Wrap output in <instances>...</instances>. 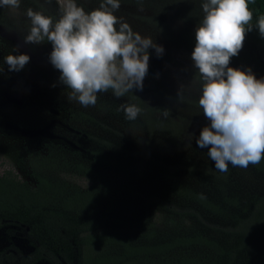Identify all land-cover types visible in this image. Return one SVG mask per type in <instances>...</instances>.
I'll return each instance as SVG.
<instances>
[{"label":"rangeland","instance_id":"374dc122","mask_svg":"<svg viewBox=\"0 0 264 264\" xmlns=\"http://www.w3.org/2000/svg\"><path fill=\"white\" fill-rule=\"evenodd\" d=\"M64 2L21 0L19 8L0 7V68L3 69L0 72V174L11 169L20 180L32 184L26 163L30 151L44 150L48 142H53L86 153L99 147L93 136H89L91 130L111 143L108 153L118 161L114 176L139 190L141 195L133 203L134 216H140L143 203H147L145 209L156 217L159 229L168 231L169 218L183 224L182 228L188 225L203 232L208 228V219L217 222L216 218H208V210L174 190L175 186L217 200L219 188H223L226 195H235L239 202L247 204L253 195L264 193V176L250 165L241 168L229 164L227 172H221L210 160L208 149L196 144L202 128L210 125L198 104L202 80L191 59L195 31L204 15V0H169L165 8L120 6L114 12L134 32L152 38L164 48L159 57L155 49L148 50L149 68L143 90L133 89L159 111L152 115L145 111L135 120L126 119L121 109V105L130 104L129 100L109 92L98 93L94 106L85 107L69 100L70 90L59 81L60 72L49 60L52 44L25 43L24 37L31 27L27 9L46 16L53 12L58 19ZM76 2L84 5L82 0ZM20 53L28 54L30 62L22 70L10 72L4 58ZM229 66L251 69L256 78L264 79V42L248 31L242 49L230 59ZM74 110L91 113L104 128L90 127L74 119L70 115ZM164 111L169 112L167 117ZM24 234L18 226L0 228V250L15 248L20 253L28 252L31 245ZM234 239V236L228 238L224 244L229 247ZM237 241L238 260L250 258L254 264H264V226L247 239L237 237ZM152 263L154 260L146 264Z\"/></svg>","mask_w":264,"mask_h":264},{"label":"trees","instance_id":"16d2710c","mask_svg":"<svg viewBox=\"0 0 264 264\" xmlns=\"http://www.w3.org/2000/svg\"><path fill=\"white\" fill-rule=\"evenodd\" d=\"M82 1L86 11L101 3ZM167 5L169 0H120V6L130 8ZM249 7L253 12L250 32L264 42L255 26L264 15V0H250ZM48 15L55 22L54 13ZM1 16L0 9V20ZM123 97L141 108L140 115L159 111L133 91ZM70 115L90 127L98 125L87 111L74 110ZM89 136L99 147L86 153L53 142L44 150L30 151L26 163L32 184L20 180L11 169L0 174V228H22L31 245L26 253H20L15 242L19 251L0 250V264H146L152 260V264H254L250 258L238 260L237 237L247 239L264 226V193L253 195L247 204L235 195H226L223 188H219L217 200L175 186L174 190L208 210V218L217 222L208 219L205 233L187 224L182 228L183 224L169 218L165 231L146 211L147 203H143L141 215L134 216L133 203L139 198V190L114 176L118 161L108 153L111 143L91 130ZM249 165L264 176V159ZM233 236L235 242L227 247L224 243Z\"/></svg>","mask_w":264,"mask_h":264},{"label":"clouds","instance_id":"9594fccd","mask_svg":"<svg viewBox=\"0 0 264 264\" xmlns=\"http://www.w3.org/2000/svg\"><path fill=\"white\" fill-rule=\"evenodd\" d=\"M21 0H0V7L16 9ZM250 0H204L203 18L195 31L191 54L202 80L198 104L210 125L202 128L197 147L207 148L216 169L227 172L228 165L247 168L264 159V79L251 71L229 66L239 54L246 33L253 28ZM58 19L28 8L31 27L25 43L50 42L49 60L60 72L59 81L69 89V100L88 107L97 94L112 91L115 97L133 89L143 90L149 68V49L157 56L164 48L150 37L134 32L129 23L114 12L120 0H101L99 7L85 11L76 0L60 5ZM264 37V15L255 25ZM8 70L20 71L29 62L26 53L4 58ZM3 69L0 68V72ZM128 120H135L141 108L121 105ZM163 115L167 117L168 111ZM17 245V244H16ZM18 246V245H17Z\"/></svg>","mask_w":264,"mask_h":264}]
</instances>
